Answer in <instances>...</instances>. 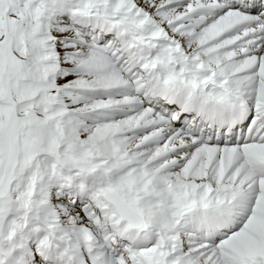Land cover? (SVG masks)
I'll list each match as a JSON object with an SVG mask.
<instances>
[{
	"label": "snow or ice",
	"instance_id": "6c2138e0",
	"mask_svg": "<svg viewBox=\"0 0 264 264\" xmlns=\"http://www.w3.org/2000/svg\"><path fill=\"white\" fill-rule=\"evenodd\" d=\"M0 264H264V0H0Z\"/></svg>",
	"mask_w": 264,
	"mask_h": 264
}]
</instances>
